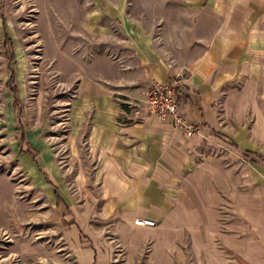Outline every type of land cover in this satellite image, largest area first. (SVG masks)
Returning <instances> with one entry per match:
<instances>
[{
    "label": "crops",
    "instance_id": "obj_1",
    "mask_svg": "<svg viewBox=\"0 0 264 264\" xmlns=\"http://www.w3.org/2000/svg\"><path fill=\"white\" fill-rule=\"evenodd\" d=\"M203 4L198 51L186 64L170 68L139 54L146 87L174 82L187 95L178 109L197 132L186 137L168 116L147 111L144 94L128 111L103 93L79 95L68 111L77 152L70 188L83 193V209L62 197L64 181L40 166L45 182L35 166L52 195L56 187L67 231L90 240L99 219L103 242L109 232L116 238L121 264H264V161L242 155L264 156V0ZM134 217L154 224L135 225ZM73 248L84 264L113 258L90 245Z\"/></svg>",
    "mask_w": 264,
    "mask_h": 264
},
{
    "label": "rangeland",
    "instance_id": "obj_2",
    "mask_svg": "<svg viewBox=\"0 0 264 264\" xmlns=\"http://www.w3.org/2000/svg\"><path fill=\"white\" fill-rule=\"evenodd\" d=\"M205 12L203 0H0V264H84L73 245L113 256L91 264H121L116 238L109 232V243L103 242L99 219L91 241L84 240V228L76 239L67 231L51 185L18 151L20 130L51 181L65 182L62 197L68 201L70 195L82 210L83 193L70 188L77 162L68 112L74 99L103 93L118 102L125 93L130 110L141 107L149 81L139 54L170 68L186 64L198 51ZM9 68L21 104L18 116L6 86ZM75 141L82 163L83 133Z\"/></svg>",
    "mask_w": 264,
    "mask_h": 264
},
{
    "label": "built area",
    "instance_id": "obj_3",
    "mask_svg": "<svg viewBox=\"0 0 264 264\" xmlns=\"http://www.w3.org/2000/svg\"><path fill=\"white\" fill-rule=\"evenodd\" d=\"M175 87L174 82L149 83L143 92L144 107L150 113L168 116L172 124L179 128L184 136L188 137L198 131V125L188 120L178 109ZM132 223L135 225H153L154 220L148 217H134Z\"/></svg>",
    "mask_w": 264,
    "mask_h": 264
},
{
    "label": "trees",
    "instance_id": "obj_4",
    "mask_svg": "<svg viewBox=\"0 0 264 264\" xmlns=\"http://www.w3.org/2000/svg\"><path fill=\"white\" fill-rule=\"evenodd\" d=\"M4 43L7 46V51L5 52L6 58L11 59L12 58V49H11V43H10V40L8 37H5ZM167 81L170 82V80H167ZM6 86H7L8 91L11 94V101H10L11 107L16 109V115L18 116L19 112H20L21 104H20V99L17 95V91H18L17 84H16V81L14 78L13 70L11 68H9V78L6 81ZM174 89H175V95H176L177 99H180V98L186 99L187 98V95L183 94L181 92V90L178 88V86H176ZM118 97L122 98V99L126 98L123 95H118ZM118 106L123 111L129 110V106L127 105V103H125L121 100L118 101ZM211 132H213V131H211ZM215 134H217V133H215ZM19 136H20V144L18 145V151L20 153L27 155L31 159V161L34 163L37 170L43 175L45 182L50 183V180L46 176L45 171L40 167V165L36 161L37 150L34 149L33 147H31L28 144V142L25 140L22 128L20 130ZM242 155L244 158H247V159L252 160V161H261V160L264 161V156H262L256 152H248L246 150H243ZM53 195H54L55 202L61 201V198L59 197L55 186H53Z\"/></svg>",
    "mask_w": 264,
    "mask_h": 264
}]
</instances>
